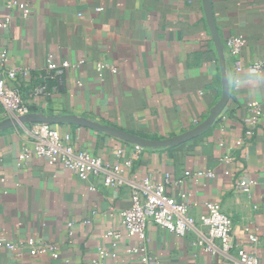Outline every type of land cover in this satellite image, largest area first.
Segmentation results:
<instances>
[{
    "label": "crops",
    "instance_id": "0c3cea01",
    "mask_svg": "<svg viewBox=\"0 0 264 264\" xmlns=\"http://www.w3.org/2000/svg\"><path fill=\"white\" fill-rule=\"evenodd\" d=\"M5 1L0 0V17L6 15ZM21 1L30 5L31 15L23 21L13 13L10 29L0 30V53L8 55L7 69L28 73L11 84L27 98L31 113L77 116L158 140L200 125L222 97L219 57L203 0ZM211 3L224 46L232 37L246 41L239 73L225 47L228 105L198 139L181 147L145 149L125 178L162 183L169 177L167 194L178 202L181 193L189 194L194 218L205 212L207 202L219 203L233 220L235 243L264 263V105L253 135L246 137L250 104L264 100V73L246 69L264 61V0ZM50 53L57 64L84 63L64 69L56 80H44L40 76ZM100 63L106 67L101 73ZM42 81L51 85H45L46 94L36 96ZM53 127L69 133L76 149L109 164H122L134 150L133 144L93 129ZM25 139L23 127L0 132V239L21 245L35 238L52 245L59 257L33 256L26 248L0 249V264H94L99 248L111 254L105 264H140L127 253L136 240L121 226L120 212L131 206L130 187H105L100 177L83 182L45 158L31 156L23 164ZM199 171H211L214 178L185 175ZM238 181L255 184L249 194H242L235 191ZM111 230L124 234L117 246L105 237ZM247 230L259 238L257 246L249 247ZM147 234L155 264L221 262L195 251L192 235L177 238L153 225Z\"/></svg>",
    "mask_w": 264,
    "mask_h": 264
},
{
    "label": "built area",
    "instance_id": "2783aa9c",
    "mask_svg": "<svg viewBox=\"0 0 264 264\" xmlns=\"http://www.w3.org/2000/svg\"><path fill=\"white\" fill-rule=\"evenodd\" d=\"M3 8L6 11V15L0 17V30L3 31L10 29L13 13H18L23 21L28 20L31 15L30 5L21 0H6ZM245 45L246 41L242 36L229 38L225 43V47L234 59L233 70L236 73L244 70L241 53ZM7 63V53H0V111L4 120L23 117L31 113L29 103L24 99L20 89L11 84L20 77L27 76L28 73L15 68L7 69ZM83 63L84 61L75 64L69 62L57 64L53 54L50 53L47 57L45 72L40 78L56 80L64 69L80 67ZM105 68L102 63L97 66L99 73ZM246 69L253 74H263L264 61H257ZM113 71L116 72L115 69ZM46 91L47 87L43 85L36 88L34 95L46 94ZM263 105L264 100L250 104L252 117L246 137L253 135V129L261 118ZM23 128L26 132V139L23 152L20 155L21 163L25 164L31 156L45 158L51 165H61L83 182H90L92 178L100 177L105 187H130L131 206L120 212L121 226L128 238L136 240L135 244L127 248V253L138 257L140 264H155L150 253V240L147 234L150 225L177 238H186L192 235L193 249L219 257L220 264H264L254 252L235 243L233 220L223 211L219 203L207 202L205 212L199 218H194L189 210V194L181 193L180 202L167 194L166 185L170 182L169 177L162 183L153 182L148 178L140 182H128L125 175L132 171L145 148L133 145L134 150L129 159L122 164H109L100 157L76 149L72 143V136L53 126L30 124ZM119 154L122 155L123 151H119ZM223 161L228 162L229 159L224 157ZM225 174L230 176L229 171ZM185 175L196 178H214L211 171L187 172ZM253 184H255L253 181H238L235 184V191L249 194ZM124 234L119 230H111L105 234V237L117 246L123 242ZM247 234L249 247H255L260 243L259 238L252 231L247 230ZM17 248H26L33 256L50 254L54 259L59 257L52 245L35 238H29L21 245L0 239V249L15 250ZM110 255L105 248H99L94 264H105Z\"/></svg>",
    "mask_w": 264,
    "mask_h": 264
},
{
    "label": "water",
    "instance_id": "95a60500",
    "mask_svg": "<svg viewBox=\"0 0 264 264\" xmlns=\"http://www.w3.org/2000/svg\"><path fill=\"white\" fill-rule=\"evenodd\" d=\"M203 5H204V11H205L207 23L211 31L212 39L218 52L220 70L222 74L223 92L221 99L212 108L210 115L207 117V119L204 122H202L200 125L195 127L194 129L174 137L153 140V139H147L144 137L133 135L113 127H102L96 123H92L85 119H81L77 116H46L43 114L30 113L29 115L23 117L9 118L0 122V132L12 128L25 127L30 124H47L50 126L69 124V125H75V126L93 129L98 132L105 133L111 137L122 140L126 143L137 145L145 149L171 148L198 139L206 132H208L215 124V122L221 117L226 106L228 105L231 95L230 83L228 80L226 63H225V53H224L225 46L223 44V41L219 35L216 26L211 0H203Z\"/></svg>",
    "mask_w": 264,
    "mask_h": 264
},
{
    "label": "trees",
    "instance_id": "16d2710c",
    "mask_svg": "<svg viewBox=\"0 0 264 264\" xmlns=\"http://www.w3.org/2000/svg\"><path fill=\"white\" fill-rule=\"evenodd\" d=\"M46 82H47V84H46ZM42 81L41 83H40V85L39 86H43V85H47V86H50L51 85V82L50 81ZM24 99L26 100L27 98L26 97H24ZM33 109H31V111H32ZM196 140V139H195ZM194 141V140H193ZM187 143H189V142H186V143H184V144H182V145H180V147L181 146H183V145H185V144H187Z\"/></svg>",
    "mask_w": 264,
    "mask_h": 264
}]
</instances>
